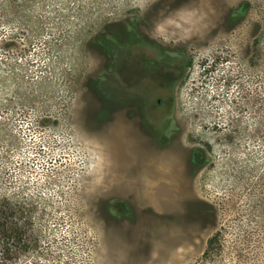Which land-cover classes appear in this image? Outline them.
Listing matches in <instances>:
<instances>
[{
	"label": "rangeland",
	"instance_id": "374dc122",
	"mask_svg": "<svg viewBox=\"0 0 264 264\" xmlns=\"http://www.w3.org/2000/svg\"><path fill=\"white\" fill-rule=\"evenodd\" d=\"M0 209V264H264V0H0Z\"/></svg>",
	"mask_w": 264,
	"mask_h": 264
},
{
	"label": "flooded vegetation",
	"instance_id": "af4514ba",
	"mask_svg": "<svg viewBox=\"0 0 264 264\" xmlns=\"http://www.w3.org/2000/svg\"><path fill=\"white\" fill-rule=\"evenodd\" d=\"M133 36L134 42H131L127 46H120L116 50L115 65L120 70L125 64H129L132 57L136 54V46L140 48L150 58L149 62L152 65L160 67L162 72L168 73L172 70L173 65L178 61L179 57L174 55L175 48L164 44V41L158 37H152L151 35H138L136 32L130 33ZM129 34V35H130ZM136 35V36H135ZM131 36V37H132ZM118 78L121 79L120 73H117ZM137 90H135L136 92ZM139 93V97L146 98L147 91L142 90L136 92Z\"/></svg>",
	"mask_w": 264,
	"mask_h": 264
},
{
	"label": "trees",
	"instance_id": "16d2710c",
	"mask_svg": "<svg viewBox=\"0 0 264 264\" xmlns=\"http://www.w3.org/2000/svg\"><path fill=\"white\" fill-rule=\"evenodd\" d=\"M6 218L3 215L2 210L0 209V235L4 233L6 235Z\"/></svg>",
	"mask_w": 264,
	"mask_h": 264
}]
</instances>
